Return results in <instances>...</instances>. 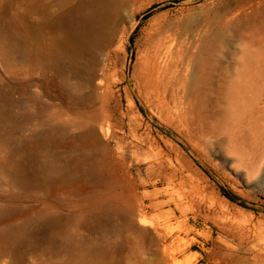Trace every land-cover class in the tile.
Here are the masks:
<instances>
[{"label":"rangeland","instance_id":"obj_1","mask_svg":"<svg viewBox=\"0 0 264 264\" xmlns=\"http://www.w3.org/2000/svg\"><path fill=\"white\" fill-rule=\"evenodd\" d=\"M26 2L0 0V264H75L77 246L96 264H264V168L249 184L221 144L207 156L197 150L139 77L148 21L167 14L186 42L198 122H225L234 114L231 66L251 51L264 63V0H131L123 47L99 70L105 96L69 61L58 68L27 55ZM45 6L36 0L33 19L42 41L57 34ZM246 119L248 140L264 142V100ZM167 173L179 193L197 182L208 195L193 194L187 218L175 204L152 206L166 199L157 192ZM219 199L229 202L226 223L214 218Z\"/></svg>","mask_w":264,"mask_h":264},{"label":"bare ground","instance_id":"obj_2","mask_svg":"<svg viewBox=\"0 0 264 264\" xmlns=\"http://www.w3.org/2000/svg\"><path fill=\"white\" fill-rule=\"evenodd\" d=\"M45 1L46 6L42 13L44 23L57 34L47 41H42L41 29L37 30L33 25L34 16L40 9L37 11L36 0H27L28 25L24 48L27 55L30 58L44 59L47 64L58 68H63L69 61L72 67L85 70L87 84L105 96L106 88L99 70H103L108 60L113 59L116 51L123 47L124 38L128 35L123 12L131 0ZM130 14L133 29L138 23L136 12ZM148 23L150 28L146 33L145 50L139 59L140 86L147 99L168 119L185 128L196 149L206 156L217 144L225 147L227 149L225 152L234 156V164L237 162L239 168H243L246 182L252 184L264 168V142L261 141L263 138H259L260 141L256 139L258 137L256 134L254 140H248L246 130L249 123L246 119V110L264 100V63L255 59L257 55L254 51L250 54L247 50L249 54L243 53L245 56L231 66L227 76L234 114L229 116L232 118L225 117V122H214L212 127L207 129L198 122L197 113L201 114L200 104L196 102L195 95L193 96L194 93H191L186 82V71L189 69V64L186 63V42L178 33L176 21L163 14L150 19ZM93 136L98 138L100 135L94 132ZM10 168L14 175L22 177V174H18L21 171L19 165H10ZM215 168L220 172L219 162L215 164ZM173 175L164 176L165 189L156 191L158 198L164 196L166 199L157 200L152 206L162 208L175 204L179 209L186 208L187 218L193 207V194L204 197L208 195H204L205 190L202 189V192L201 187H197V182L195 186H191L192 189H189L190 186L186 188L185 194L179 193L174 186L177 179ZM178 184L185 186V181ZM263 186L264 181H261L257 188L262 189ZM214 201L212 204L220 208V211L217 208L219 213L214 218L226 223L230 214L227 209L229 202L224 199H219L215 201L216 203ZM140 224H145V221H140ZM73 258L75 264L97 263L94 258L80 250L79 246Z\"/></svg>","mask_w":264,"mask_h":264},{"label":"trees","instance_id":"obj_3","mask_svg":"<svg viewBox=\"0 0 264 264\" xmlns=\"http://www.w3.org/2000/svg\"><path fill=\"white\" fill-rule=\"evenodd\" d=\"M227 197L232 200V201H238V198L236 196H234V194H227Z\"/></svg>","mask_w":264,"mask_h":264}]
</instances>
